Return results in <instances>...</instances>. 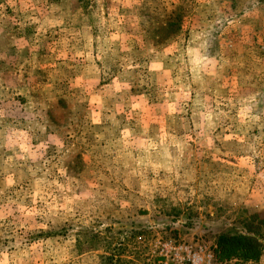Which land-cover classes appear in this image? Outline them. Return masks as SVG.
Listing matches in <instances>:
<instances>
[{
    "label": "rangeland",
    "instance_id": "1",
    "mask_svg": "<svg viewBox=\"0 0 264 264\" xmlns=\"http://www.w3.org/2000/svg\"><path fill=\"white\" fill-rule=\"evenodd\" d=\"M264 245V0H0V264L218 261Z\"/></svg>",
    "mask_w": 264,
    "mask_h": 264
},
{
    "label": "trees",
    "instance_id": "2",
    "mask_svg": "<svg viewBox=\"0 0 264 264\" xmlns=\"http://www.w3.org/2000/svg\"><path fill=\"white\" fill-rule=\"evenodd\" d=\"M246 232L226 230L216 238L214 256L218 261L239 260L244 263L257 261L264 245L254 236L249 226Z\"/></svg>",
    "mask_w": 264,
    "mask_h": 264
},
{
    "label": "built area",
    "instance_id": "3",
    "mask_svg": "<svg viewBox=\"0 0 264 264\" xmlns=\"http://www.w3.org/2000/svg\"><path fill=\"white\" fill-rule=\"evenodd\" d=\"M198 264V263H197Z\"/></svg>",
    "mask_w": 264,
    "mask_h": 264
}]
</instances>
